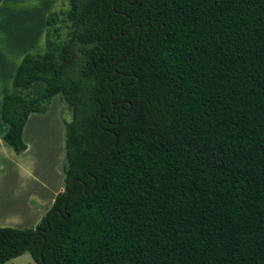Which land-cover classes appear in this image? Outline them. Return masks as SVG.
Listing matches in <instances>:
<instances>
[{
	"label": "trees",
	"instance_id": "obj_1",
	"mask_svg": "<svg viewBox=\"0 0 264 264\" xmlns=\"http://www.w3.org/2000/svg\"><path fill=\"white\" fill-rule=\"evenodd\" d=\"M67 4L0 100L15 154L28 114L67 105L62 190L0 226V264H264V0Z\"/></svg>",
	"mask_w": 264,
	"mask_h": 264
},
{
	"label": "rangeland",
	"instance_id": "obj_2",
	"mask_svg": "<svg viewBox=\"0 0 264 264\" xmlns=\"http://www.w3.org/2000/svg\"><path fill=\"white\" fill-rule=\"evenodd\" d=\"M34 3H37V5ZM38 5V2L35 0H4L2 3H0V39L2 36H4L6 31H9L12 37L22 35V29L26 27L27 31H30V23H32V21H30L29 18L27 20L25 18L26 16L22 12L25 11V9H29L34 6L36 7ZM67 8V0H54V2L50 5L49 11L54 13L53 25L56 29L55 33H51V37L56 41H62L66 37L67 25L64 21V12ZM14 15L15 17L19 18L20 21L14 20V23L12 22V24L10 22H6L8 18H13ZM49 30L51 31V27ZM2 48L3 47H1V49ZM53 98L54 99L51 103V108L53 111H50V113L47 111L48 114L47 112L45 113V116L43 117L44 120H38L37 118L32 117L30 119V123H28V126L30 125V128H28V130H30V137L25 140L27 151L25 153L15 154L6 144L5 146L9 150V159L18 161L19 159L23 158L25 163L31 167L33 171L38 170V177H53L55 185L57 183L56 174L58 173L55 163L58 159H60L59 157L63 156L61 144L63 143L64 133L63 122L70 120V112L67 105L59 98L58 95H55ZM32 115H35V113ZM62 161H60L58 164L60 171H62ZM52 162H54V165H52ZM26 183L27 185H32L34 182H29L25 177L22 178L19 173L12 175L8 172H5L4 174L0 175V220L5 221L9 218L13 219L16 217L19 212V200L17 199V195L20 190L24 191ZM30 220V217H28L26 223H28ZM9 226L17 227L13 225ZM4 264L36 263L30 259L27 253H22L20 256L5 262Z\"/></svg>",
	"mask_w": 264,
	"mask_h": 264
},
{
	"label": "crops",
	"instance_id": "obj_3",
	"mask_svg": "<svg viewBox=\"0 0 264 264\" xmlns=\"http://www.w3.org/2000/svg\"><path fill=\"white\" fill-rule=\"evenodd\" d=\"M3 1L4 0H0V3H2ZM35 1L38 2L39 4L38 6L25 9V11L22 12L26 16L25 18L27 20L29 18V20L32 21V23H30L31 26L29 25L31 30L27 31V27L23 28L22 29L23 34L14 37H12L9 31H6V33H4V36H2V38L0 39V100L4 94L8 93L11 90V79L21 57L25 53H41L44 50V33L46 29L45 21L48 13L50 12L49 9H50V5L52 4V0H35ZM35 5H37V3ZM14 20L20 21L19 18L15 17L14 15L13 18H8L6 22H10L12 24V22L14 23ZM1 47L3 48L1 49ZM53 97L51 98L47 106V109L44 113H35V115H32L33 113L28 114L26 121L22 127V139L24 143L26 142L25 140L30 137V133H29L30 130H28V128H30V125L28 126V123H30V119L34 117L37 118L38 120L41 119L44 120L43 117L45 116V113L47 111L49 113L50 111H53L51 108L52 107L51 103L54 99ZM5 130H6V124L0 121V136L5 132ZM63 140H64V135H63ZM61 144H62V155L64 156L63 143ZM8 151L9 150L8 148H6L5 143L0 139V175L4 174L5 172H8L12 175L19 173L22 178L25 177L29 182H34V183L32 185H27L26 183L24 191L21 190L19 191L17 195V199L19 200L18 201L19 212L16 215V217H14L13 219L9 218L8 220L5 221L0 220V226H9V225L17 226L13 228H26L29 226L34 227L36 223L39 221V219L44 215L46 210L50 207L55 194L62 190L63 173L62 171L59 170L58 164L60 163V161L63 160V156L59 157L60 159H58L55 163L56 170L58 173L56 174L57 183L54 185L53 177H47V178L46 176H43L41 178L38 177L37 176L38 170H35L36 172L33 171L31 167H29L25 163L23 158L19 159L18 161L14 159H9ZM26 151H27V145L25 149L20 153H25ZM52 165H54V162H52ZM28 217H30L31 220L28 223H26ZM14 258H11L5 262H8Z\"/></svg>",
	"mask_w": 264,
	"mask_h": 264
},
{
	"label": "water",
	"instance_id": "obj_4",
	"mask_svg": "<svg viewBox=\"0 0 264 264\" xmlns=\"http://www.w3.org/2000/svg\"><path fill=\"white\" fill-rule=\"evenodd\" d=\"M121 76H122V74L120 73V74H119V77H121ZM66 195H67V190H66ZM36 231H37V230H36Z\"/></svg>",
	"mask_w": 264,
	"mask_h": 264
}]
</instances>
